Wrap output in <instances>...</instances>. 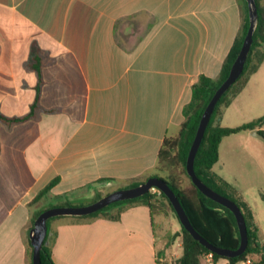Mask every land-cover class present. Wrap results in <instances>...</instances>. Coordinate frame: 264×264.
Instances as JSON below:
<instances>
[{
    "label": "crops",
    "instance_id": "obj_1",
    "mask_svg": "<svg viewBox=\"0 0 264 264\" xmlns=\"http://www.w3.org/2000/svg\"><path fill=\"white\" fill-rule=\"evenodd\" d=\"M241 23L238 0H0V113L30 111L34 58L42 78L33 114L0 121V264H30L29 234L47 201L74 205L101 197L106 184L130 187L155 173L192 84L200 74L219 75ZM263 96L264 59L221 106L218 123L235 104L264 108ZM232 135L221 140L213 170L249 203L224 175L237 157L222 153ZM55 177L44 202H32ZM156 228L136 200L117 220L54 216L47 244L55 264H156ZM204 264L227 263L207 255Z\"/></svg>",
    "mask_w": 264,
    "mask_h": 264
},
{
    "label": "trees",
    "instance_id": "obj_2",
    "mask_svg": "<svg viewBox=\"0 0 264 264\" xmlns=\"http://www.w3.org/2000/svg\"><path fill=\"white\" fill-rule=\"evenodd\" d=\"M238 3L242 12L241 27L224 59L219 75L215 78L204 74L198 75L196 81L191 86V98L182 107L184 119L179 126L177 134L175 136H166L158 150L155 170L164 172V174L155 172L150 175L161 177L167 182L184 208L190 223L205 239L214 245L230 249L237 248L240 242L239 231L233 213L226 207L204 195L191 182L185 170V163L201 115L216 88L226 78L230 66L239 52L249 25L247 3L245 0H238ZM255 3L257 6L258 20L253 32V40L247 54L243 71L216 103L194 158V171L197 176L207 186L232 199L239 206L247 228L248 243L245 251L236 257H224L210 252L182 227L172 205L162 192L157 195L148 191L136 198L113 202L104 208L84 215H102L108 219L117 220L120 216L122 206L127 202L136 200L143 201L149 207L151 215L160 212L163 206L168 205L180 225V246L182 250L181 254L171 264H204L203 257L208 253L211 254L214 261L222 258L226 260L227 264H237L246 259H250L252 264H264V241H261L258 237V226L250 204L231 183L213 170V165L218 160L219 144L224 137L241 130L252 129H257L264 135V129H261L264 125V114L251 121L233 127L222 126L218 123L221 114V106L227 105L230 98L236 95L245 86L249 76L257 70L259 64L264 59V50H261L264 46V0H255ZM31 65L37 72L38 82L35 88V98L31 104L30 111L20 117H8L0 113V121L9 124L26 120L33 114L39 99L42 78L41 65L38 59L34 58V62L31 63ZM182 175H185L189 180V184L186 186L181 183ZM57 181L58 177L51 179L46 186L36 194L32 202L38 201L41 197L48 194L51 187L56 184ZM138 183L139 182H133L130 183L129 186H134ZM99 197L100 195L97 196L96 199ZM69 205L70 203H68V201H64L56 205H49L46 208ZM115 207L117 208L112 211ZM51 218L47 220V224ZM170 239L171 237L168 239L169 243H171ZM28 248V257L31 264L32 246L29 239ZM162 254L163 250L157 251L156 264H158V257ZM40 258L41 264H55L51 256L50 247L47 244V234L42 244Z\"/></svg>",
    "mask_w": 264,
    "mask_h": 264
},
{
    "label": "water",
    "instance_id": "obj_3",
    "mask_svg": "<svg viewBox=\"0 0 264 264\" xmlns=\"http://www.w3.org/2000/svg\"><path fill=\"white\" fill-rule=\"evenodd\" d=\"M247 3V14L249 25L246 31V34L243 38L241 47L238 54L236 55L234 61L232 62L230 69L226 78L221 82V84L216 88L212 97L208 101L201 118L199 120L193 141L189 148L185 170L187 175L190 177L191 182L207 197L221 204L222 206L229 209L236 220L237 228L239 231L240 242L237 248L230 249L226 247H220L210 243L205 239L190 223L188 216L176 197L174 191L168 186L167 182L158 176H149L144 181L140 182L137 185L125 187L121 189H115L105 195H102L98 199L82 205V206H52L43 209L34 219L33 226L29 234L30 244L32 246V255H31V264H41L40 252L44 238L47 234V220L54 216L59 215H88L92 212H95L105 206L122 200L136 198L148 192L151 188H158L169 200L172 205L182 227L186 229L194 239L199 241L204 247H206L210 252H214L218 255L224 257H236L242 254L248 243L247 228L244 220V216L239 208V206L230 198L218 193L209 186H207L195 173L194 171V158L198 147L200 145L201 139L203 137L205 128L209 122L210 116L214 110V107L221 95L238 79L241 75L244 64L249 52L252 40L253 32L256 27L258 20L257 6L255 0H245ZM250 134L261 140H264V135L261 134L257 129L250 130ZM94 185L102 184L99 182L93 183ZM180 233L177 231L171 239L174 238Z\"/></svg>",
    "mask_w": 264,
    "mask_h": 264
},
{
    "label": "rangeland",
    "instance_id": "obj_4",
    "mask_svg": "<svg viewBox=\"0 0 264 264\" xmlns=\"http://www.w3.org/2000/svg\"><path fill=\"white\" fill-rule=\"evenodd\" d=\"M253 85L255 86V83ZM236 105L227 110L222 126H238L264 114V108L260 105L252 108L246 103V106L240 104L238 108L233 109L237 107ZM230 137L232 138H229L227 142H223L222 153H237V157L233 159L232 168H229L230 170L227 173L225 172L224 175L245 192L256 215L258 237L261 241H264V140L251 136L250 130H241ZM154 171L164 174V172L155 169ZM181 183L184 186L189 184V180L185 175H182ZM115 188L113 183L106 184L102 186L101 195H105L115 190ZM93 200H96V197H78L72 203L74 206H82ZM41 202L43 203L44 200L42 199ZM47 202L42 208L45 209L50 204H54L52 201ZM153 220L157 227L156 233L158 236L156 249L157 251L163 250V254L158 257V264H171L182 251L180 233L174 240L170 239L171 243L168 242L169 237L180 231L178 220L168 205L163 206L160 212L154 213ZM205 259L206 256L203 257V262H205Z\"/></svg>",
    "mask_w": 264,
    "mask_h": 264
},
{
    "label": "built area",
    "instance_id": "obj_5",
    "mask_svg": "<svg viewBox=\"0 0 264 264\" xmlns=\"http://www.w3.org/2000/svg\"><path fill=\"white\" fill-rule=\"evenodd\" d=\"M149 191H150L151 193H154V194H157V195H159L160 192H161V191H160L158 188H156V187L151 188ZM207 255H208V257H211V254H210V253L206 254L205 256H207ZM247 262L250 263L249 260H247Z\"/></svg>",
    "mask_w": 264,
    "mask_h": 264
}]
</instances>
